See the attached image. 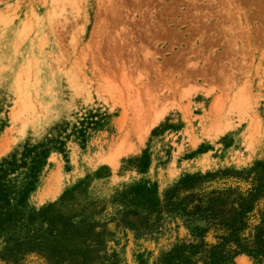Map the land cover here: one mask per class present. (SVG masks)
Segmentation results:
<instances>
[{"label": "rangeland", "instance_id": "obj_1", "mask_svg": "<svg viewBox=\"0 0 264 264\" xmlns=\"http://www.w3.org/2000/svg\"><path fill=\"white\" fill-rule=\"evenodd\" d=\"M0 174V264H173L248 190L264 264V0H0Z\"/></svg>", "mask_w": 264, "mask_h": 264}, {"label": "trees", "instance_id": "obj_2", "mask_svg": "<svg viewBox=\"0 0 264 264\" xmlns=\"http://www.w3.org/2000/svg\"><path fill=\"white\" fill-rule=\"evenodd\" d=\"M251 192L252 190H248L237 196L233 200L227 216H223L224 213L221 214L223 211L214 212V210L219 207L220 201L222 200L219 195L223 194L220 192L215 193L218 195L214 198H209V205L207 207L212 210V212L206 214V216L215 221V218L221 214V220L218 223H214L217 230H222V232L216 236L217 242L209 243L203 238L198 241L182 244L175 249V252L168 258V261L173 264H197L201 259L203 264H223L238 254L254 247L251 246L245 239L246 237L241 234V232L249 226L250 213L254 209ZM8 195V187L3 182V177L0 174V227L9 221L12 216V212L9 210L10 208L6 211L4 210V206L9 205L8 200L6 201ZM29 241L30 240L27 239L25 242L7 244V249L15 248L19 251L23 246L31 243V241ZM256 245L264 253V238L259 236Z\"/></svg>", "mask_w": 264, "mask_h": 264}]
</instances>
